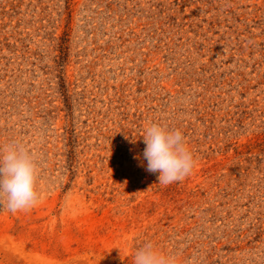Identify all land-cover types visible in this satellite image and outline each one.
<instances>
[{
    "label": "rangeland",
    "instance_id": "obj_1",
    "mask_svg": "<svg viewBox=\"0 0 264 264\" xmlns=\"http://www.w3.org/2000/svg\"><path fill=\"white\" fill-rule=\"evenodd\" d=\"M179 130L180 182L145 127ZM40 201L0 200V264H264V0H0V150Z\"/></svg>",
    "mask_w": 264,
    "mask_h": 264
},
{
    "label": "clouds",
    "instance_id": "obj_2",
    "mask_svg": "<svg viewBox=\"0 0 264 264\" xmlns=\"http://www.w3.org/2000/svg\"><path fill=\"white\" fill-rule=\"evenodd\" d=\"M143 157L146 170L159 173L160 185L184 180L195 167V159L179 130L167 131L157 124L145 127ZM38 165L34 157L15 143L0 150V200L7 210H28L41 199L37 191ZM133 264H178L175 256L160 254L151 244L136 250Z\"/></svg>",
    "mask_w": 264,
    "mask_h": 264
}]
</instances>
